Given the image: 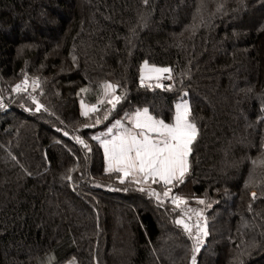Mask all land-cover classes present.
<instances>
[{
	"label": "trees",
	"instance_id": "1",
	"mask_svg": "<svg viewBox=\"0 0 264 264\" xmlns=\"http://www.w3.org/2000/svg\"><path fill=\"white\" fill-rule=\"evenodd\" d=\"M145 62L169 90L139 87ZM0 89V264H264V0H0ZM180 101L198 135L173 187L207 219L197 254L181 209L120 183L93 138L145 107L171 123Z\"/></svg>",
	"mask_w": 264,
	"mask_h": 264
},
{
	"label": "snow or ice",
	"instance_id": "2",
	"mask_svg": "<svg viewBox=\"0 0 264 264\" xmlns=\"http://www.w3.org/2000/svg\"><path fill=\"white\" fill-rule=\"evenodd\" d=\"M170 68H157L150 67L147 62L143 65L141 75V86H144V81L155 80L157 83L155 87L169 90L167 86L160 83L163 79L170 80ZM33 86L38 87V81L32 82ZM149 88L153 87L152 83L147 85ZM28 87L27 78L22 84L16 85V90H26ZM104 96L107 98L106 102L111 105L114 110L116 105L121 102L122 97L116 95V85L105 84ZM83 91V90H82ZM187 95V94H185ZM34 103L35 100L33 101ZM100 103H105V99H101ZM40 105L37 104L36 110H40ZM85 111L82 113L88 116L89 112H98L99 108L95 105L91 107L84 106ZM191 109L187 102L178 103L175 106V116L171 123L158 118L150 113L149 108L137 109L134 114L129 117L130 128L125 127L120 121L116 122V128L119 131L113 135V130L108 129V135L111 139H103L100 137H93L100 140L101 147L104 149V156L107 163L106 171L108 173H120V183H124L125 179L132 177L134 183H152L160 182L165 186L163 193L164 197H169L171 193L170 185L174 182L183 183V178L189 170V156L192 151V144L198 135V129L194 122L191 120ZM108 115L105 114L104 119ZM100 123L98 118L95 121ZM67 134V133H66ZM78 143L87 148L84 140L77 137ZM90 150V149H89ZM144 191L143 188L139 189ZM152 195L160 199V194L153 191ZM255 198V193H253ZM173 204L179 208L181 205L187 204V201L179 196L172 198ZM203 204V200L197 201ZM197 216L201 213L197 212ZM177 223L183 224L185 231L192 233V228L178 220ZM197 228L196 247L194 251L199 250L201 237L199 233L204 236L207 232L199 224L195 225ZM193 264H195V257H193Z\"/></svg>",
	"mask_w": 264,
	"mask_h": 264
},
{
	"label": "built area",
	"instance_id": "3",
	"mask_svg": "<svg viewBox=\"0 0 264 264\" xmlns=\"http://www.w3.org/2000/svg\"><path fill=\"white\" fill-rule=\"evenodd\" d=\"M172 78L170 80L168 79H163L160 81V83H162L163 85L167 86V87H170L172 85V82H173V79H174V76L171 74ZM23 83V82H22ZM149 83H152L153 84V87L151 88H156L155 87V84L157 83V81L155 80H152V81H148V80H145L144 81V86H141V80L139 82V87L141 88H149L147 85ZM149 88V89H151ZM84 106H87V107H91V105H88L86 103H82ZM98 107V105H97ZM10 108V105L8 103L5 102L4 100V97L2 96V93H1V89H0V112H5V111H8ZM81 110L82 112L85 111V108L81 106ZM89 113H92V112H89ZM78 138L84 140L85 142V139L82 137V136H78ZM78 142V141H77ZM80 144V143H79ZM82 145V144H80ZM160 183V182H159ZM171 187V193L169 195V197H164L163 196V193H159L157 190H151L147 187H142L144 189V191H142L143 193L145 194H148L150 195L153 199L159 201V202H163V203H172V198L173 197H176L177 194L174 192V187L173 185H170ZM155 191L156 193H159L160 194V199L158 200L156 196L152 195L151 193ZM175 205V204H174ZM182 213H183V218L181 219L183 221V223H186L188 224L191 228H192V233L190 234V237L192 239V242L194 244V246L196 247V244H197V241H196V235H197V228L195 227V225L199 224L202 228H204L208 234V224H207V220L205 218V216L199 211V209L195 206H191V205H187L183 208H180ZM199 212L201 213L200 216H197L196 213ZM183 225V224H182ZM200 237H201V243L199 244V249H201L206 241V236L203 235V233H199Z\"/></svg>",
	"mask_w": 264,
	"mask_h": 264
},
{
	"label": "rangeland",
	"instance_id": "4",
	"mask_svg": "<svg viewBox=\"0 0 264 264\" xmlns=\"http://www.w3.org/2000/svg\"><path fill=\"white\" fill-rule=\"evenodd\" d=\"M46 6H47V8H49L51 5L50 4H46ZM58 16H61V15H59V13L57 14ZM28 25V23L26 24L25 22L23 23H21L20 25H18L17 27H16V25H14L12 28H10V30L11 31H13L14 29H17V28H19V29H21L24 33H26V32H28L29 31V25ZM43 26V25H42ZM44 28H43V31H51L52 32V30H51V28H47V26H43ZM29 83V82H28ZM91 106H93V105H91ZM95 106H97V104H95ZM9 110H10V108H9ZM8 110V111H9ZM89 114H91V113H89ZM89 126H91V125H89ZM147 188H149V187H147ZM155 190V189H154ZM150 191H151V189H150ZM161 203H163V202H161ZM204 215V214H203ZM205 216V215H204ZM181 218H183V216L182 217H178L177 218V220L176 221H178V220H180V221H182L181 220ZM206 218V217H205ZM207 220V219H206ZM180 224V223H179ZM181 225V224H180ZM183 226V225H182ZM193 247H194V249H195V246L193 245ZM197 252H199V250L198 251H195V253L197 254ZM194 257H195V255H194ZM197 263V258L195 257V264ZM64 264H78L77 263V261L76 260H74V259H71V260H69V261H67V262H65ZM191 264H193V259H192V262H191Z\"/></svg>",
	"mask_w": 264,
	"mask_h": 264
},
{
	"label": "crops",
	"instance_id": "5",
	"mask_svg": "<svg viewBox=\"0 0 264 264\" xmlns=\"http://www.w3.org/2000/svg\"><path fill=\"white\" fill-rule=\"evenodd\" d=\"M157 68H159V67H157ZM178 103H182V101H180V102H178ZM178 103H177V104H178ZM131 116H132V115H131ZM131 116H130V117H131ZM125 123H126V124L124 125L125 127H127V128H130V127H131V124L129 123V119H128V118L125 119ZM112 130H113V133H115V134L119 131V129H118V128L116 129V127L113 128ZM115 134H114V135H115ZM106 135H108V134L106 133ZM103 139H110V137H109V136H106V138H103ZM147 183H152V182L149 181V182H147ZM147 183H145V184L147 185Z\"/></svg>",
	"mask_w": 264,
	"mask_h": 264
}]
</instances>
